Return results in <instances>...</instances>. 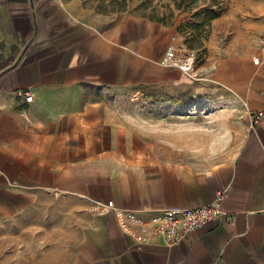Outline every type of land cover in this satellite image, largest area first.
<instances>
[{"label":"crops","instance_id":"crops-1","mask_svg":"<svg viewBox=\"0 0 264 264\" xmlns=\"http://www.w3.org/2000/svg\"><path fill=\"white\" fill-rule=\"evenodd\" d=\"M176 40L135 3L104 12L87 0H0V264H264V42L202 71L241 107L228 162L159 160L114 106L122 90L190 77L163 64ZM219 190L217 225L177 247L135 242L157 211L210 204Z\"/></svg>","mask_w":264,"mask_h":264},{"label":"rangeland","instance_id":"rangeland-1","mask_svg":"<svg viewBox=\"0 0 264 264\" xmlns=\"http://www.w3.org/2000/svg\"><path fill=\"white\" fill-rule=\"evenodd\" d=\"M87 1L104 12L135 3L143 17L176 29L178 58L194 56L190 77L179 86L113 95L139 149L159 160L203 167L230 161L243 138L241 107L202 71L209 72L223 57L250 54L262 44L264 0Z\"/></svg>","mask_w":264,"mask_h":264},{"label":"built area","instance_id":"built-area-1","mask_svg":"<svg viewBox=\"0 0 264 264\" xmlns=\"http://www.w3.org/2000/svg\"><path fill=\"white\" fill-rule=\"evenodd\" d=\"M264 42V37L261 43ZM177 50L174 46L169 47L163 64L167 66L179 67L185 73L192 70L194 56L190 53L178 58ZM253 63L258 64V59L254 58ZM25 101L30 102L32 97L26 93ZM263 117L258 113L252 117V123L257 124ZM226 197L225 191H216L214 199L210 204L198 208L188 209L180 206L164 208L154 213L151 218L144 223L143 234L134 236V240L139 245H152L161 240L164 246H179L189 232L197 231L206 224L217 225L223 219L221 203Z\"/></svg>","mask_w":264,"mask_h":264}]
</instances>
